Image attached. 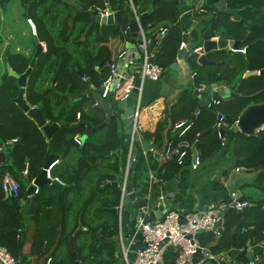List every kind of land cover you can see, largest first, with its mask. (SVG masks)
Segmentation results:
<instances>
[{
  "label": "trees",
  "instance_id": "16d2710c",
  "mask_svg": "<svg viewBox=\"0 0 264 264\" xmlns=\"http://www.w3.org/2000/svg\"><path fill=\"white\" fill-rule=\"evenodd\" d=\"M19 1L22 15L33 20L37 38L46 43V51L38 56L35 67L27 77L25 98L30 105L41 107L45 119L49 123H57L58 127L51 138L45 140L34 121L14 102L19 92L16 76L5 72L0 81V142L12 137H17V141L7 147L8 154L0 152V158L2 155L5 157L0 162V244L18 258L20 264L27 261V255L23 254L24 239L20 238L26 221L16 208L25 199L24 188L18 181L19 195L5 198L1 189L3 175L9 172L17 179L16 174L23 169L27 159L28 176H39L46 158L50 154L64 158L75 146L74 136L80 134V137L88 136V140L82 141L75 164L64 173L59 172L58 164L52 168L53 176L59 177L64 184L60 186L57 182H51L39 187L36 197L41 207L31 220L33 234L29 254L48 255L51 257V264H74V253L79 264H114L118 251V214L111 208L118 206L121 189L120 185H103L106 181L119 182L120 162L116 160L110 163L107 157H102L96 163V155L92 152L113 153L119 148L124 133L118 117L113 116L98 131L102 132V138L92 141L90 138L96 133L92 127L104 121L105 112L99 107L84 108L94 100L88 95L92 91L91 85L100 89L101 93L102 82L110 72L109 64L124 47L127 39L125 29L134 22L132 12L127 0H108L113 10L120 11L123 25H102L100 28L98 23H91L90 16L84 11L77 12L73 5L60 0ZM80 1L91 6L105 7L104 0ZM132 1L139 7L144 3V0ZM55 2L65 6L63 22L58 31L53 29L54 22L48 24V20L56 19V12L52 7ZM211 2L205 0L202 5L204 9L213 12L202 31L211 26L226 39L236 40L239 47L245 46L246 51L244 54L230 50L212 52L209 54L210 59H226L227 65L223 67L225 70L217 69L222 66L211 65L216 67L205 71L198 69L195 74L202 83H210L209 77L212 81L228 83L235 95L220 99L218 104L211 107L199 108V114L195 118L187 115L186 122H191L189 128L182 136L169 138L174 144L181 140H186L191 145L195 143L200 161L225 147L226 150L230 149L236 166L256 171L252 182L255 197L248 199L250 205L242 212L226 208L218 234L203 231L197 235L200 245L208 248L210 253L217 255L228 251L232 248V228L237 220L244 217L246 221L234 233V248L242 249L236 256L240 264H248V241V245L264 242V129L246 134L235 129L234 125L248 105L264 103V73L257 72L264 69V0H225L226 7L238 10L235 14L225 10L214 11L210 7ZM150 4L153 10L140 16L144 26H156L163 20L172 23L165 39L161 40L154 53V61L166 69L175 61L183 39L179 18L184 9L172 0H151ZM70 8L71 11L68 10ZM82 36L85 37L83 41L80 40ZM111 39H114L113 43H110ZM71 40L80 46L78 53L67 49L66 44ZM91 44L95 47L92 48ZM154 47L152 43L150 49ZM80 52L84 68L79 64ZM32 55L14 52L4 59L15 74H21L27 69ZM76 65L83 70V75L92 69L86 80L82 79ZM97 65L100 67L97 68ZM251 71L256 73L244 76ZM111 101L115 102V99ZM174 110V106L172 109H165L156 129L142 133L144 138L159 143L168 122L173 125L178 118L173 114ZM218 113L225 117L226 124L222 126L224 138L220 137L222 131L217 127ZM200 133L203 134L197 139ZM188 152L186 158L189 160L191 149ZM179 167L171 159L161 169L164 173L160 178H171L179 171ZM140 172L142 167L139 165L131 178L134 186ZM79 224L82 225V230L75 233ZM132 224H135V220ZM243 227L246 231L241 232ZM176 258L177 252L168 247L163 264H175Z\"/></svg>",
  "mask_w": 264,
  "mask_h": 264
},
{
  "label": "crops",
  "instance_id": "0c3cea01",
  "mask_svg": "<svg viewBox=\"0 0 264 264\" xmlns=\"http://www.w3.org/2000/svg\"><path fill=\"white\" fill-rule=\"evenodd\" d=\"M8 1L10 0H7L6 2L2 0V2L0 3V6H2V4L4 3L3 6L5 7V10L9 11V15H10V18L8 19H6L5 17H0V64L2 65V67L0 68V81L5 72L11 74L10 71H13L10 65L7 64L4 59L8 56L9 53L21 52L26 54L27 56H31L32 54L34 55L36 50V44L33 41V36H36L37 38L36 24L33 22L31 18H26V17L24 18V16L22 15V8L20 6V1H19V6L18 4L17 5L14 4L8 6L7 8ZM150 1L151 0H144V3L140 7L141 8L140 11L142 14L145 13V10L149 11V8L151 6ZM172 1L175 4H177L180 8L184 9L182 15H186L185 14L186 11H188L191 8L199 7L205 2V0H172ZM218 1H221L222 3L225 4L224 0H218ZM52 7L56 12V19L54 21L53 19L48 20V24L50 25L52 22H54L53 29L55 31L56 30L58 31L59 27L63 22L65 6L59 4V2H55ZM68 10L71 11V8ZM5 15L7 16V11L5 12ZM19 15L23 17L24 24L23 23L21 24V21L18 20ZM212 15L213 12L208 11L206 9H204V11L202 12L195 13L194 15L188 14L187 17L189 21L191 20V17H194V20L190 21L189 27L193 23L195 32H197V30L202 32L203 26L207 24V22L209 21ZM19 18L21 17L19 16ZM87 30L88 29H86V31ZM183 31H187V33L189 32L188 29L182 30V32ZM215 34L218 37L220 36L221 33L217 31ZM74 35L76 34L74 33ZM184 36L185 35L183 34L182 41H185L186 44L189 43L184 39ZM84 39H85L84 36L80 38L81 41H83ZM137 39L138 38L135 37V40ZM37 40L42 45L41 53L46 51V43L44 41H40L38 38ZM130 40L131 39L128 40V38L125 40L123 49L127 45L126 41H130ZM32 41L35 45L32 43ZM70 42H72V46L74 45L72 50L78 53L80 46L78 45L76 46V43L72 40ZM113 42L114 39H111L110 43ZM135 42L136 41H131V43L133 44ZM32 45H34L35 47L32 48ZM196 45H199V43H196ZM91 46L92 48L93 46L95 47V45L93 44H91ZM232 47L233 45H230L225 50L232 51L231 50ZM135 54L136 52L133 53V55ZM82 57H83L82 52H80L79 64L80 67L84 68V60L82 59ZM116 59L117 56L113 61H115ZM220 61H225V62L220 64H213V65L222 66L221 68L219 67L217 69H221L222 71H224L225 69L223 67L224 65H227V61L226 59ZM125 62H127L126 71L129 72V68L132 67L133 63L131 62V60L130 61L127 60V58L125 59ZM177 62H178L179 71L171 70L167 74L162 75L158 80L146 79L142 85V89H141L142 106L140 111L141 128H139L138 140H136V143L133 144V151H132L134 153L135 150L139 149L143 152L141 158L139 159L135 167V169L139 165L142 167V172L138 173V176H136L137 184L135 185V190L138 194L137 198H142V197L148 198V203L146 206H148L149 211L150 210L165 211V210H177V209L179 210L181 209L183 211H201L207 209V207L211 206L212 204H216L218 202H225V201L227 202L228 198H233L237 192L246 195L250 199L249 195L245 191V188H249L252 190V182L256 176V171L247 169L243 166H236L235 159L232 153L230 152V149L226 150L225 147H223L222 150L213 153L210 157L201 160L198 167L195 169L191 168L193 153L190 147L191 154L189 160L188 157L187 158L185 157L184 163L182 165H179L180 166L179 171L177 173H174L171 176V178H167V179L160 178V176L164 173V171H162L161 169H163V166L166 162L170 161V160H166L163 155L165 143L168 139H171L169 138V136L174 137L175 135H177V131H174L172 129L173 125L169 121L168 127L162 133V139L159 143L153 142L152 139H145L142 133L145 131L153 132L156 129L157 122L161 119L163 115V111L165 109H170V108L172 109V106H174L175 109L173 114L175 116L176 115L178 116V118L174 123L179 121L186 122L187 115H192V117L195 118V112L199 110V108H201L194 101V97L191 94L192 93L191 91L193 89L192 85L188 84V78H190V76L193 74V71H190L189 68L184 64V62L180 60H178ZM88 63L91 64L90 60H88ZM35 65H36V61H35ZM98 67H100V65H97V68ZM215 67L211 65H206V66H200L199 69L205 71L206 69L213 70ZM75 68L78 70V72L79 71L83 72V70L78 68L77 65L75 66ZM91 70L92 69H90L88 72H90ZM121 70H123V68H121ZM203 77L205 79L207 78L206 75H203ZM209 82L210 83L208 84L211 83L216 84V87L214 89L222 95L221 99H225L229 97V95L224 94L225 88H227L230 92H234L229 87L228 83L222 81H212L210 77H209ZM46 84L47 81H45V85ZM91 89L92 91L90 92L92 93H100V89H98L94 85H91ZM184 89H187L186 93H183ZM23 97L25 98V91ZM92 97L94 100H92L85 106L84 108L85 110L88 107L96 108V104L98 101L94 96ZM111 99H113V96H109V98H102V100H106L108 102H111ZM113 110H114V116L118 117L124 136L121 137L119 148L113 153L109 152L108 155H105L103 157H107L110 163H113L116 160L120 162L121 172L119 175V182L117 181L118 185H120L122 182V175L124 173L125 160L127 158V154L129 150V135L126 134L125 128L123 126V122L119 118V113L121 112L120 109L118 107H113ZM45 121L49 123L46 119ZM56 125L58 127L57 123ZM37 127L40 129L42 135L45 137V140H49L57 129V127H55L51 135L48 137L43 132L41 127L39 126ZM234 127L235 129L238 130L236 126V122ZM98 131L99 130L94 131L96 133L90 138L92 141H99L102 138V132H98ZM76 135L80 136V134H76ZM12 138H17V137H12ZM81 139L84 142L88 140V136L82 135ZM144 141L148 143V146H152V149H150L151 152L150 161L147 160V156L144 154L142 148V142ZM74 144L75 146L72 147L73 149L64 158L63 157L60 158L58 155L55 154H50L56 156L57 159H59L57 164L60 173H64L67 169L72 167L77 161V157L79 155V147L81 145L77 144L75 141ZM175 145H176L175 147L178 146L177 144ZM7 147L9 146L4 147L3 150L0 151L2 152L3 155L8 154ZM196 151L198 154L197 146H196ZM153 152H156L157 155L153 156ZM3 155L0 158V162H3L5 160V157ZM101 158L102 157L97 158L96 156V163H98ZM9 162L13 164L12 160L11 161L9 160ZM27 165L28 163L26 159V161L24 162L23 169L19 170L16 174L17 180L23 186L24 194H25V199L19 205H22L27 200L26 197L28 194L27 190L29 186L34 182V180L38 177V176L37 177L28 176ZM43 166L41 168V172L43 170ZM236 168H239V170H236ZM135 169H132L130 171V176H129L130 181L135 174ZM24 170H26L27 173H24ZM106 182H111V181H106ZM45 183H50V182L47 181ZM59 185L62 186L63 184H59ZM139 210L140 207L136 206L135 203H131L128 206H124L122 212V218H121V230L125 237L128 236L131 228L135 226V224L132 223L135 220V217L137 216V212ZM19 211L22 213V217L24 218V220L25 221L27 220L26 227L24 228V233L22 232L20 233L21 236L20 238L24 239L23 254L27 255L26 257L27 261L24 264H44L45 258H47L48 255L29 254L30 245L32 241V234H33V223L31 222V220L34 217L30 218V215L27 212L21 210ZM149 211H148V216L153 219L154 217L153 215L149 214ZM98 233L100 234V231ZM247 246L248 248L246 249V251H247V255L249 256L248 264H264V242H259L256 244L251 243L250 245H248L247 243ZM241 250L242 249L234 248L232 246V248L229 249L228 251H223L220 254H217L215 259H209L204 254L201 255L197 253L194 255V261L197 262L198 264H240L236 256L239 254ZM116 256H117L115 262L116 264H125L119 254V251H117Z\"/></svg>",
  "mask_w": 264,
  "mask_h": 264
},
{
  "label": "built area",
  "instance_id": "2783aa9c",
  "mask_svg": "<svg viewBox=\"0 0 264 264\" xmlns=\"http://www.w3.org/2000/svg\"><path fill=\"white\" fill-rule=\"evenodd\" d=\"M130 10L133 16V24L135 25V30L132 38L134 40L126 41L127 45L123 50L117 55V59L109 64L110 72L105 80L102 82V91L100 93L101 98H106L108 96H113L115 100L125 99L131 91L135 88L134 81L136 78L139 79V85L137 88V93L134 100V112L132 114V127L129 134V150L127 158L125 160L124 173L122 175V182L120 184L121 195L118 206H116L118 214V235L117 244L119 254L125 264H163L164 254L168 247H171L175 252H177V258L175 264H198L194 261V255L197 253L204 254L209 259H215L217 255L208 252H204L206 247L200 245L197 235L199 232H213L215 234L219 233V227L217 223L220 222V227L222 223V214L226 208H233L236 212H242L250 204L248 200L236 201L234 206H230L229 201L218 202L207 207V209L201 211H183V210H165L164 215L161 218H150L148 216L149 208L146 205L140 207L139 211L144 212V216L135 217V226L139 233V238L136 241H131L137 249L133 252L129 251L128 246L125 243V236L121 230V218L123 212V199L126 193V185L129 180L131 168V162L134 160L133 157V144L137 140L139 135L140 124V111H141V89L144 81L158 80L163 72V68L154 61L155 48L160 44L161 40L169 31L168 25L153 26L147 24L144 26L141 23L140 15L141 8L139 5L133 3L132 0H127ZM203 5V4H202ZM196 8H191L186 11L185 14L194 15L204 11L203 6ZM90 9L100 16H107L110 14L107 7L101 8L97 5H90ZM145 12H148L145 10ZM128 27V26H127ZM149 33V34H148ZM183 34H187V31H183ZM135 37L141 40L140 43L131 41H136ZM129 40V39H128ZM154 44L155 47L150 49V45ZM186 46L185 41H181L179 45L180 48ZM194 51H200V47L193 49ZM233 52L245 53L246 47L236 48L232 47ZM133 55V53H135ZM131 60L133 63V68L135 70L133 75H128L127 78H123L122 74L127 72V62L125 59ZM120 62V63H119ZM138 64L135 67V64ZM118 67L125 68V70H119ZM259 73L260 70H257ZM193 74H195L193 72ZM193 74L191 76H193ZM116 77V78H115ZM83 80L87 79L86 75L82 76ZM123 79L122 82H119ZM116 80V81H115ZM220 99H213L207 103L206 107H211L212 105L218 104ZM36 107V106H31ZM199 114V110L195 112V117ZM217 127L220 128L225 125L224 114L218 113L217 115ZM79 118V113L77 114ZM191 122L179 121L173 124L172 129L177 131L178 136H182L184 132L189 128ZM17 141V138H8L3 142H0V151L4 147L13 145ZM74 141L81 145L82 139L79 135L74 136ZM177 147L172 139H168L165 143L163 155L166 160H174L178 165L184 163V159L188 154L191 147V143L186 140H181L177 143ZM58 163V159H55L49 164L48 167L43 168L45 172V178L51 182H57L59 184H64V182L57 176H53L52 168ZM200 163L199 157L197 156L191 164V168L195 169ZM239 170V168H236ZM24 173H27L24 170ZM151 181V180H149ZM20 184L18 180L9 172H6L1 180V189L5 198L17 197L19 195ZM39 192V186H35L32 193L27 194V198L31 195H37ZM231 200H235L234 197ZM145 220V221H144ZM246 231L243 227L241 232ZM167 239L166 241H164ZM142 244V246H141ZM129 256L131 260L129 261ZM51 257L45 259L44 264H51ZM0 264H20V260L16 258L4 245L0 244Z\"/></svg>",
  "mask_w": 264,
  "mask_h": 264
},
{
  "label": "water",
  "instance_id": "95a60500",
  "mask_svg": "<svg viewBox=\"0 0 264 264\" xmlns=\"http://www.w3.org/2000/svg\"><path fill=\"white\" fill-rule=\"evenodd\" d=\"M7 0H4L6 2ZM67 4L73 5L77 12L79 11H84L85 14L90 16L91 23H98L100 25V28L102 25H113L117 24L122 26L123 21L121 17V13L118 10H113L112 7L108 4V0H104L106 7L108 11L110 12L109 15L107 16H100L98 14H95L91 9H90V4L86 2H82L80 0H61ZM213 1L210 4V7L214 11L218 10H225L228 13L235 14L237 13V9L234 8H229L226 7L224 3L218 0H211ZM225 1V0H224ZM153 10V6H150L149 11L141 14V17L146 15L147 13H150ZM179 23L181 26L182 30H187L190 21L186 15H182L179 18ZM161 25H168L172 26V23L169 20H163L157 24V26ZM135 30V25L133 23H130L128 27L125 29V34L128 39L134 40L132 38V31ZM216 31L209 26L206 28L204 31H202L199 34L197 43L199 45L193 44L191 42L187 43L184 48H180L177 53L176 61L172 62L168 68L163 69L162 75L167 74L168 72L172 71H179L178 68V60L184 62V64L189 68L190 71H193L195 73L196 70L199 69L200 66H205V65H213V64H220L224 63L225 61H214L209 58V54L212 52H216L218 50H225L228 46L233 45L234 48L238 46L237 41H233L232 39H226L222 35L216 36ZM166 36L163 37L165 39ZM162 39V40H163ZM33 41L36 44V50L33 55V58L29 62L28 68L25 70V72L21 74H15L13 71H10L11 74L15 75L17 78V83L18 86L20 87L19 92L17 97L14 99L15 103L27 114L28 117H30L34 122L36 123L37 126L41 127L43 132L46 134V136H50L53 129L57 127L56 123H47L44 118L43 110L41 107H31L29 103L25 100L23 97L24 94V88L26 84L27 77L31 71V69L35 66V61L36 58L39 56V54L42 51V45L38 42L36 36H33ZM137 43H140L141 40L137 39ZM196 47H200V51H194L193 49ZM138 64H135V67H137ZM118 69L121 71V67H118ZM125 70V68H123ZM136 68L134 69L133 66L129 68V72H124L122 74L123 78H127L128 75H133L135 72ZM91 72V71H90ZM90 72L86 74L87 77L90 76ZM81 76H83V72L79 71L78 72ZM256 72H246L244 76H248L250 74H253ZM259 73H264V69H261ZM161 75V76H162ZM116 78V77H115ZM116 81V80H115ZM123 79H120L119 82H122ZM188 84L192 85V96L194 97V101L201 107L205 108L207 106V103L211 99H221L222 95L216 91L214 88L216 87L215 83L207 84V83H202L200 82L196 74H193V76H190L188 78ZM135 88L131 91V93L125 98V99H119L108 102L106 100H102L100 93H92L90 92L89 95L94 96L97 99V104L96 107H99L105 111V119L102 123H100L97 126H93L92 130L97 131L105 127L111 120V118L114 116V110L113 107H118L120 109L119 113V118L123 122V126L125 128L126 134H130L131 132V127H132V114L134 112V100L135 96L137 93V86L139 85V79L136 78L134 81ZM211 88V89H210ZM187 89L183 90V93H186ZM224 94L229 95L230 97L234 96L235 93L230 92L227 88L224 89ZM91 125L92 123L89 122ZM236 126L239 131L244 132L246 134H254L257 132L259 129H264V103H259V104H250L248 105L242 113L239 115L238 119L236 120ZM222 132L220 133V137L223 138L224 135V129L222 127L219 128ZM202 134H198L197 139L201 136ZM138 140V137H137ZM142 148L144 151V154L147 156V160H151V152L150 149H152V146H148V143L146 141L142 142ZM192 149V162H194L195 158L198 156L197 151H196V144H192L191 146ZM142 151L137 149L133 153L134 160L131 162V168L135 169L139 159L142 156ZM93 155H96L97 158L103 157L105 155H108L109 152H104V153H96L92 152ZM156 152H153V156H156ZM55 159H57L56 156L54 155H49L44 163L43 168H46L49 166L51 162H53ZM48 180L45 178V172L42 170L41 174L34 180V182L29 186L27 193L30 194L34 190L35 186H41ZM118 185L117 181L113 182H106L103 186H108V185ZM126 195L123 199V205L128 206L131 203H135L136 206L141 207L143 205H147L148 203V198L147 197H142V198H137L138 194L135 190V186L133 181H128L126 185ZM235 200H231V198H228V201L230 202V206H234L236 201L240 200H248L249 198L244 195L240 194V192H237L234 196ZM12 201H10L11 203ZM41 205L38 202V199L36 195H31L27 200L22 204L16 206L18 210L27 212L30 215V218H33L35 214L39 211ZM113 212H117L116 208H111ZM149 214L153 215L154 218H161L164 215V211L162 210H150ZM144 212L138 211L137 216H144ZM224 213L222 214V216ZM145 221V220H144ZM246 219L244 217L240 218L239 220L236 221L235 226L232 228V246H235L234 242V233L237 229V227L244 223ZM219 230H220V222L217 223ZM82 230V225L79 224L77 227L75 233L78 231ZM99 234V233H98ZM139 238V233L136 229V226L131 228L128 236L125 237V243L128 246L129 251L133 252L137 249V246H134V244L131 241H136ZM165 239L164 241H166ZM250 241L248 242V244ZM142 246V244H141ZM209 249L206 248L204 249V252H208ZM74 258H75V263L74 264H79L76 255L74 253ZM131 256H129V261L131 260ZM116 264V263H115Z\"/></svg>",
  "mask_w": 264,
  "mask_h": 264
},
{
  "label": "rangeland",
  "instance_id": "374dc122",
  "mask_svg": "<svg viewBox=\"0 0 264 264\" xmlns=\"http://www.w3.org/2000/svg\"><path fill=\"white\" fill-rule=\"evenodd\" d=\"M14 4H16V5L18 4V6H19V0H10V1H8L7 2V8H8V6H11V5H14ZM3 5H4V3L2 4V6H0V17H5L6 19H8V18H10L9 11L8 10H5V7ZM6 11H7V16L5 15V12ZM19 16L21 18H19ZM19 16H18V20L21 21V24L22 23L24 24L23 17L21 15H19ZM193 20H194V17H191V20L190 21H193ZM77 26H78V23H77ZM99 27H100V25H99ZM188 30H189V32L187 34H184L185 35L184 36V39L186 41H188V42H191L193 44H196L197 43V40H198V37H199V34L201 32L199 30H197V32H195L194 27H193V23L191 24L190 27H188ZM91 37L93 38V35H91ZM73 46H72V42H69V43L66 44V47H67L68 50H72ZM76 46H77V44H76ZM33 47H35V46L32 45V48ZM1 67H2V65L0 64V68ZM245 191L247 192V194L249 195V197H255V193L253 192V190H251L249 188H245Z\"/></svg>",
  "mask_w": 264,
  "mask_h": 264
}]
</instances>
